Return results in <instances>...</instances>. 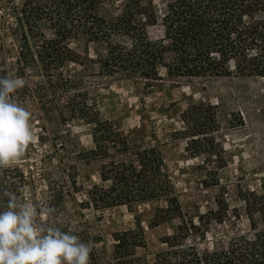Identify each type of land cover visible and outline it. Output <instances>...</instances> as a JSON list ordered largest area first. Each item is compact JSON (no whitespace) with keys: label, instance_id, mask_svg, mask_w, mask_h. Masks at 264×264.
Instances as JSON below:
<instances>
[{"label":"trees","instance_id":"1","mask_svg":"<svg viewBox=\"0 0 264 264\" xmlns=\"http://www.w3.org/2000/svg\"><path fill=\"white\" fill-rule=\"evenodd\" d=\"M100 1L0 0V76L11 71L25 79L13 99L31 113V120L37 117L42 131L52 123L55 137L38 164L26 160L27 148L25 157L0 169V192L7 189L20 199L52 206L47 222L91 242L89 264H264V178L258 190L241 192L248 231L208 248L207 233L212 222H221L224 200L215 201V210L183 211L161 150L128 141L101 119L89 85L94 78L146 87L164 77L176 82L225 76L264 81V0H165L160 9L154 0H124L112 17L100 14ZM42 22L50 36L42 31ZM153 26L160 30L156 37L147 32ZM112 36L125 42L112 41ZM77 39L105 42V54L81 56L69 46ZM91 63L96 65L92 74L69 67ZM214 110L210 102L191 104L182 121L186 149L213 156L222 166L221 147L212 135ZM75 119L89 125L90 146L63 128ZM63 150L73 151L78 160L104 159L99 178L107 185L81 188L75 161L63 159ZM153 199L165 202L155 222L178 219L175 232L160 238V247L153 250L139 224L112 230L107 239L101 225L88 217V212ZM5 201L0 197V206Z\"/></svg>","mask_w":264,"mask_h":264},{"label":"rangeland","instance_id":"2","mask_svg":"<svg viewBox=\"0 0 264 264\" xmlns=\"http://www.w3.org/2000/svg\"><path fill=\"white\" fill-rule=\"evenodd\" d=\"M165 0H154L157 9ZM124 0H101L99 12L104 17L118 14ZM45 35L51 30L47 23H41ZM150 37L160 34L158 26L148 27ZM112 41L125 42L122 36H112ZM69 46L81 56L96 59L105 54V42L72 40ZM72 72L92 74L95 64L89 66L69 65ZM94 78V77H93ZM90 93L96 98V109L101 119L108 120L128 141L141 146L156 145L165 159L167 170L175 187L180 206L188 214L197 211L215 210V201L224 200L226 211L221 222H212L207 233V246L217 241L226 243L237 232L248 231L241 192L258 190L264 178V81L260 78L240 76L213 77L192 82H176L164 77L150 86L141 82L115 81L94 78L89 82ZM210 102L215 108L216 127L212 135L217 147H221L224 157L222 166L214 162L213 156L195 155L186 149L185 125L182 113L191 104ZM35 142L28 148L27 161L39 163V158L48 150L52 141L53 124L48 123L46 131L40 128L37 117L31 120ZM63 128L79 142L88 147L90 127L80 120H72ZM42 138V141L40 140ZM34 145V146H33ZM61 150V149H59ZM70 151H60L62 158L75 161L77 183L81 188L93 184L106 186L100 180L102 158L76 159ZM34 168V166H33ZM34 174H35V168ZM37 185H42L37 182ZM82 196V193H79ZM165 206L163 199H153L133 204L115 206L94 212L88 217L96 220L109 239L107 233L118 228H132L137 224L144 229L148 248L160 247L159 239L175 232L177 218H167L155 222ZM258 225H262L256 217Z\"/></svg>","mask_w":264,"mask_h":264},{"label":"clouds","instance_id":"3","mask_svg":"<svg viewBox=\"0 0 264 264\" xmlns=\"http://www.w3.org/2000/svg\"><path fill=\"white\" fill-rule=\"evenodd\" d=\"M25 79L8 71L0 76V169L16 164L35 142L31 113L13 99ZM0 197V264H89L91 242L47 222L52 206L20 199L4 189Z\"/></svg>","mask_w":264,"mask_h":264}]
</instances>
